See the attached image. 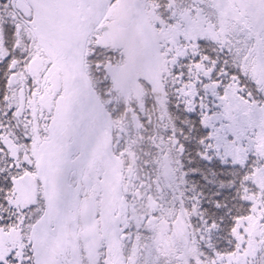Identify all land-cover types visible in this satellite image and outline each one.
<instances>
[{
	"label": "snow or ice",
	"instance_id": "6c2138e0",
	"mask_svg": "<svg viewBox=\"0 0 264 264\" xmlns=\"http://www.w3.org/2000/svg\"><path fill=\"white\" fill-rule=\"evenodd\" d=\"M0 264H264V0H0Z\"/></svg>",
	"mask_w": 264,
	"mask_h": 264
}]
</instances>
